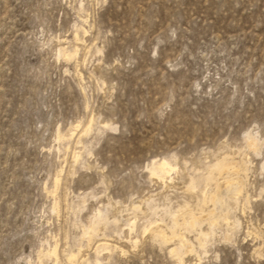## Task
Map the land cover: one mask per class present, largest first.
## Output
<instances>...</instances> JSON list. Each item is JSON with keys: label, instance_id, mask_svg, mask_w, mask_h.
I'll list each match as a JSON object with an SVG mask.
<instances>
[{"label": "rangeland", "instance_id": "rangeland-1", "mask_svg": "<svg viewBox=\"0 0 264 264\" xmlns=\"http://www.w3.org/2000/svg\"><path fill=\"white\" fill-rule=\"evenodd\" d=\"M177 255L264 264V0H0V264Z\"/></svg>", "mask_w": 264, "mask_h": 264}, {"label": "bare ground", "instance_id": "bare-ground-1", "mask_svg": "<svg viewBox=\"0 0 264 264\" xmlns=\"http://www.w3.org/2000/svg\"><path fill=\"white\" fill-rule=\"evenodd\" d=\"M155 170H156V168H155ZM157 170L158 171H161L162 173H163V175H165V176H169L174 170H175V168L174 167H172L167 161H165V160H162L160 163H159V165H158V167H157ZM156 170V171H157ZM227 185V184H226ZM225 185V186H226ZM229 186V185H228ZM227 187V186H226ZM230 187V186H229ZM214 224V223H213ZM184 240V239H183ZM181 241V240H180ZM186 242V241H185ZM183 243V242H182ZM186 244V243H185ZM172 253H175V250L173 249L172 250ZM177 254V253H176ZM175 255V254H174ZM177 257H178V259L180 260V263L182 264V258H180L181 256H178L177 255ZM71 259H75V257H72Z\"/></svg>", "mask_w": 264, "mask_h": 264}]
</instances>
